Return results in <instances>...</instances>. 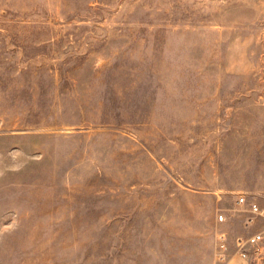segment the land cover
<instances>
[{"label": "rangeland", "instance_id": "1", "mask_svg": "<svg viewBox=\"0 0 264 264\" xmlns=\"http://www.w3.org/2000/svg\"><path fill=\"white\" fill-rule=\"evenodd\" d=\"M236 191L264 204V0H0V264H215Z\"/></svg>", "mask_w": 264, "mask_h": 264}, {"label": "built area", "instance_id": "2", "mask_svg": "<svg viewBox=\"0 0 264 264\" xmlns=\"http://www.w3.org/2000/svg\"><path fill=\"white\" fill-rule=\"evenodd\" d=\"M234 203L237 210L244 212L240 231L219 229L215 233V264H264V204L249 193L236 191ZM217 223L227 221L220 210L215 215Z\"/></svg>", "mask_w": 264, "mask_h": 264}]
</instances>
